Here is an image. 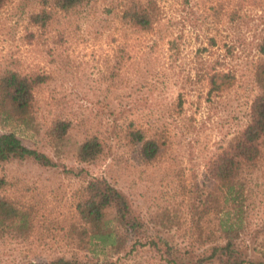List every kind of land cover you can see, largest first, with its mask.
<instances>
[{
  "label": "rangeland",
  "instance_id": "obj_1",
  "mask_svg": "<svg viewBox=\"0 0 264 264\" xmlns=\"http://www.w3.org/2000/svg\"><path fill=\"white\" fill-rule=\"evenodd\" d=\"M122 1L54 11L44 28L30 20L42 9L38 0H6L0 8V73L9 69L36 82L34 130L17 134L56 164L0 165V196L29 208L32 219L26 236L0 234V264H47L73 251L66 234L76 219L73 194L92 178L122 191L150 234L157 228L151 220L174 216L162 235L180 243L175 228L189 225V192L201 184L207 161L245 126L256 93L253 69L262 58L256 44L264 0H155L158 22L149 32L120 23ZM212 65L230 78L208 100ZM59 118L72 123L64 148L45 137ZM130 127L163 144L151 163L125 140ZM90 135L103 141L104 152L93 164L79 163L72 145ZM258 201L264 217V196ZM143 255L118 264H162Z\"/></svg>",
  "mask_w": 264,
  "mask_h": 264
},
{
  "label": "trees",
  "instance_id": "obj_2",
  "mask_svg": "<svg viewBox=\"0 0 264 264\" xmlns=\"http://www.w3.org/2000/svg\"><path fill=\"white\" fill-rule=\"evenodd\" d=\"M89 1L38 0L42 9L30 20L44 28L54 11L66 15ZM5 2L0 0V8ZM122 2L119 21L126 29L149 32L158 22L155 0ZM210 41L214 44L213 39ZM256 50L262 58L253 69L256 93L244 114L245 126L227 148L207 161L201 184L189 192V225L175 228L181 242L162 235L173 225L174 216L165 212L151 220L157 228L150 234L141 214L134 211L122 191L105 178H92L73 194L76 219L66 233L73 251L49 259L47 264H118L133 254L143 258L146 251L157 255L149 257L151 261L159 257L162 264H264V217L256 206L258 198L264 196V31ZM215 70L212 65L206 73H212L207 79L208 100L230 78L223 70ZM35 83L9 69L0 73V165L30 161L43 168L56 167L48 155L27 146L17 134V128L34 130ZM177 99L181 106L180 97ZM71 127L69 119H56L45 137L55 147L64 148L69 143ZM124 138L135 147L142 163H151L163 151V144L147 137L141 128L130 127ZM72 146L76 160L83 164H93L104 152L103 141L96 135ZM5 185L0 178V191ZM30 213L29 208H17L0 196V234L28 235L32 227ZM202 221L205 226L200 224Z\"/></svg>",
  "mask_w": 264,
  "mask_h": 264
}]
</instances>
